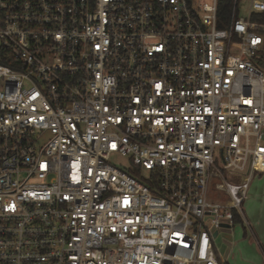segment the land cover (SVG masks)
Returning <instances> with one entry per match:
<instances>
[{
    "label": "built area",
    "instance_id": "2783aa9c",
    "mask_svg": "<svg viewBox=\"0 0 264 264\" xmlns=\"http://www.w3.org/2000/svg\"><path fill=\"white\" fill-rule=\"evenodd\" d=\"M263 13L0 0V264H219L264 173Z\"/></svg>",
    "mask_w": 264,
    "mask_h": 264
},
{
    "label": "rangeland",
    "instance_id": "374dc122",
    "mask_svg": "<svg viewBox=\"0 0 264 264\" xmlns=\"http://www.w3.org/2000/svg\"><path fill=\"white\" fill-rule=\"evenodd\" d=\"M112 162L116 165L126 164L127 157L114 156ZM256 189V190H255ZM242 223L234 224L231 228L221 229L216 238L215 245L217 247V254H224L226 249L234 246L238 238L244 236V232H249L254 228L252 216L264 214V174L257 173L250 182L246 199L241 204Z\"/></svg>",
    "mask_w": 264,
    "mask_h": 264
},
{
    "label": "crops",
    "instance_id": "0c3cea01",
    "mask_svg": "<svg viewBox=\"0 0 264 264\" xmlns=\"http://www.w3.org/2000/svg\"><path fill=\"white\" fill-rule=\"evenodd\" d=\"M251 218L254 228L249 227V232H244V236L238 238L224 254H217L219 259L229 264H264V214L261 212Z\"/></svg>",
    "mask_w": 264,
    "mask_h": 264
},
{
    "label": "trees",
    "instance_id": "16d2710c",
    "mask_svg": "<svg viewBox=\"0 0 264 264\" xmlns=\"http://www.w3.org/2000/svg\"><path fill=\"white\" fill-rule=\"evenodd\" d=\"M262 20H264V13L261 15ZM131 175H133L134 177L138 178L139 180H141L142 182L144 183H150L148 180H146L143 176H140L135 170H131L129 172ZM237 223H242V219L241 217L235 212L234 213V224H237ZM218 262L219 264H229L228 261L226 260H221L218 258Z\"/></svg>",
    "mask_w": 264,
    "mask_h": 264
},
{
    "label": "water",
    "instance_id": "95a60500",
    "mask_svg": "<svg viewBox=\"0 0 264 264\" xmlns=\"http://www.w3.org/2000/svg\"><path fill=\"white\" fill-rule=\"evenodd\" d=\"M214 236H217V233H215Z\"/></svg>",
    "mask_w": 264,
    "mask_h": 264
}]
</instances>
